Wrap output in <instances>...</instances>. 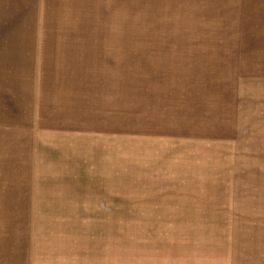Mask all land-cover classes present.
Wrapping results in <instances>:
<instances>
[{
	"label": "rangeland",
	"instance_id": "rangeland-1",
	"mask_svg": "<svg viewBox=\"0 0 264 264\" xmlns=\"http://www.w3.org/2000/svg\"><path fill=\"white\" fill-rule=\"evenodd\" d=\"M0 28L34 44L0 264H264V0H0Z\"/></svg>",
	"mask_w": 264,
	"mask_h": 264
},
{
	"label": "crops",
	"instance_id": "crops-1",
	"mask_svg": "<svg viewBox=\"0 0 264 264\" xmlns=\"http://www.w3.org/2000/svg\"><path fill=\"white\" fill-rule=\"evenodd\" d=\"M18 37L0 28V131L32 117L34 44H18ZM256 257L263 261L264 252Z\"/></svg>",
	"mask_w": 264,
	"mask_h": 264
}]
</instances>
